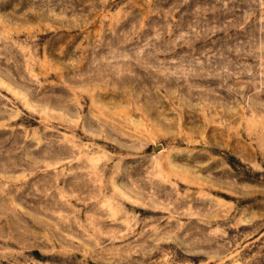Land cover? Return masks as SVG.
Returning a JSON list of instances; mask_svg holds the SVG:
<instances>
[{
    "label": "rangeland",
    "instance_id": "obj_1",
    "mask_svg": "<svg viewBox=\"0 0 264 264\" xmlns=\"http://www.w3.org/2000/svg\"><path fill=\"white\" fill-rule=\"evenodd\" d=\"M0 264H264V0H0Z\"/></svg>",
    "mask_w": 264,
    "mask_h": 264
}]
</instances>
